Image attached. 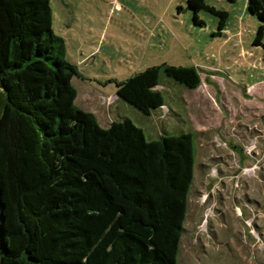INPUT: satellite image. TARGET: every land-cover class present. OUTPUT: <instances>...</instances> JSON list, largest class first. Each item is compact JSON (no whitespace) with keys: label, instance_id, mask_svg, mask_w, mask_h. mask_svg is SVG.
<instances>
[{"label":"trees","instance_id":"trees-1","mask_svg":"<svg viewBox=\"0 0 264 264\" xmlns=\"http://www.w3.org/2000/svg\"><path fill=\"white\" fill-rule=\"evenodd\" d=\"M187 4L224 29L227 12ZM247 9L260 44L264 0ZM51 17L50 0H0V264H180L192 133L147 140L127 117L100 126L75 104L80 74ZM161 70L200 84L193 67L150 66L116 82L117 96L144 114L160 108Z\"/></svg>","mask_w":264,"mask_h":264},{"label":"rangeland","instance_id":"rangeland-1","mask_svg":"<svg viewBox=\"0 0 264 264\" xmlns=\"http://www.w3.org/2000/svg\"><path fill=\"white\" fill-rule=\"evenodd\" d=\"M205 2L227 12L220 34L219 16L187 0H50L51 22L82 77L72 80L75 104L100 126L127 117L147 140L192 133L194 179L177 262L264 264V36L254 43L260 22L247 0ZM164 64L193 67L199 86L161 70L160 108L144 114L117 98L116 82Z\"/></svg>","mask_w":264,"mask_h":264},{"label":"crops","instance_id":"crops-1","mask_svg":"<svg viewBox=\"0 0 264 264\" xmlns=\"http://www.w3.org/2000/svg\"><path fill=\"white\" fill-rule=\"evenodd\" d=\"M71 63H73V62H71ZM74 64V63H73ZM76 78H81L82 79V77L80 76H78V77H76ZM73 80V79H72ZM73 82V81H72ZM73 84V83H72ZM75 87V86H74ZM76 89V88H75ZM88 91H85L84 93H83V100H85V101H87V97L88 96H91V95H88ZM116 96H117V94H116ZM77 97H78V91H77V89H76V98H75V100L77 99ZM92 97V96H91ZM115 96H113V97H110V103H112L111 101L113 100V99H115L114 98ZM117 98L119 99L120 97H118L117 96ZM82 100V101H83ZM78 107H80V108H82L83 110H86V111H89V112H92L94 115H95V113L90 109V108H88L86 105H84V106H82V105H77ZM108 106L110 107V104H108ZM163 106V105H162ZM114 121V120H113ZM112 122V121H111ZM110 122V123H111Z\"/></svg>","mask_w":264,"mask_h":264}]
</instances>
